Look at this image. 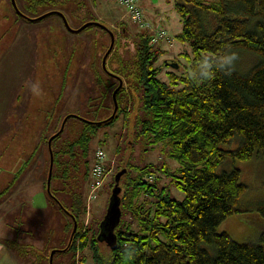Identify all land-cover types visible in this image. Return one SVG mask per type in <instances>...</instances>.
Returning a JSON list of instances; mask_svg holds the SVG:
<instances>
[{
	"label": "trees",
	"instance_id": "obj_1",
	"mask_svg": "<svg viewBox=\"0 0 264 264\" xmlns=\"http://www.w3.org/2000/svg\"><path fill=\"white\" fill-rule=\"evenodd\" d=\"M78 2L73 12L87 16L90 7L84 0ZM175 3L183 19V31L177 37L189 40L194 51L190 68L184 74L168 69L167 78L160 76L163 66L157 61L165 49L159 42H150L149 32L134 34L122 23V28L117 29L119 34L110 26L120 39L115 41L106 65L121 76L126 73L129 86L132 85L127 88L137 96L136 99L131 94L136 107L134 132L137 136L152 131L156 143L170 140L171 154L179 166L172 169L166 162L136 164L131 158L126 159L123 167L127 169L120 178L122 217L115 230L117 243L109 246V253L104 254L99 247L101 218L85 224L86 199L99 126L113 121L122 109L126 115L130 110L126 84L116 93L118 109L112 118L103 120L109 115L105 114L99 117L102 121L89 122L76 117L82 127L74 130L76 120L70 121L69 117L64 129L51 141L54 153L51 190L56 196L54 185L71 192L69 203L58 197L62 209H68L78 219L73 241L66 248L74 249L76 262L72 264H78V251H81L79 258L87 261L85 248L90 249L93 259L89 264H264L261 242L235 240L228 231L216 229L227 215L241 210L237 200L246 189L240 177L241 168L229 167L231 159L244 160L255 153L264 155V0H175ZM108 36L106 50L110 46V33ZM238 47L257 53L258 60L248 71L236 66L230 72L214 68L212 79L193 81L192 74L201 58L215 60ZM100 66L94 73L96 86L99 81L104 82L102 95L85 107V110L92 107L90 111L93 109L96 115L101 108L109 107L105 99L109 101L119 83L102 62ZM62 112L63 108L58 114V117L62 114L59 126L42 137L48 164L47 141L68 114ZM79 115L88 118L82 111ZM222 143L237 146L231 148ZM170 174L175 177L169 180L185 190L181 199L166 191L168 184L159 183L161 175ZM110 183L114 186L115 179ZM70 223L73 229L72 216ZM67 238L64 246L70 239ZM13 242L17 246V241Z\"/></svg>",
	"mask_w": 264,
	"mask_h": 264
},
{
	"label": "rangeland",
	"instance_id": "obj_2",
	"mask_svg": "<svg viewBox=\"0 0 264 264\" xmlns=\"http://www.w3.org/2000/svg\"><path fill=\"white\" fill-rule=\"evenodd\" d=\"M78 1L16 0V3L22 12L33 17L44 11L60 9L75 28L85 19H90L116 28L117 33V29L122 28L121 24L126 23L134 34L144 30L151 34L149 29L140 27L139 22L133 20L120 1L84 0L90 7L84 17L73 12L80 3ZM138 2L153 24L158 23L167 30L158 40L165 49L157 61L163 66L160 76L167 78L168 69L186 73L194 51L189 40L177 37L183 31V19L175 0ZM108 38V33L100 25L91 24L75 31L68 28L56 12L31 21L17 12L11 0H0V240L6 243L0 264H49L47 255L55 247H65L72 231L71 216L48 193L49 164L45 158L48 151L46 144L41 143L42 137L45 132L59 126L61 108L65 114L82 111L89 119L97 120L113 113V92L109 101L105 99L108 108L102 109L98 105L97 108H101L99 115L93 109L90 111L92 107L87 109L89 112L85 110L88 103L96 102V97H101L103 92L100 89L104 88V82L99 81L96 86L94 69L101 68ZM119 39L115 33V41ZM233 51L238 55L235 66L242 71H248L258 60L257 53L251 49L238 47ZM170 61L178 64L171 65ZM123 80L131 111L126 115V110L122 109L113 121L99 126L94 149L101 146L106 151L111 168L95 194L90 196L88 190L85 224L104 217L113 188L110 182L115 179L118 167L126 166V159L131 158L136 164L166 162L172 169L179 166V161L171 154L170 140L156 143L151 136L152 131L136 136L133 101L137 96L127 88L132 85L129 86L126 73H123ZM26 81H39L43 94L33 96L25 88ZM123 93L124 90L119 94L120 99ZM69 120H76L74 130L81 129L76 116ZM222 145L232 148L237 143ZM42 150L44 158L40 154ZM233 165L241 168V181L246 184L245 191L237 200L241 210L227 215L216 229L228 231L235 240L261 242L264 246V155L255 153L248 159H231L229 167ZM219 170H222L221 165ZM171 176L161 175L159 183L168 184L166 191L181 199L185 190L174 180H169ZM54 189L66 202L72 200L71 192L57 189L55 185ZM99 247L104 254L110 251L103 240L99 241ZM89 250L84 249L87 261L79 258L81 251H78V264L93 261ZM74 255V249L56 250L53 264H72L76 262Z\"/></svg>",
	"mask_w": 264,
	"mask_h": 264
},
{
	"label": "water",
	"instance_id": "obj_3",
	"mask_svg": "<svg viewBox=\"0 0 264 264\" xmlns=\"http://www.w3.org/2000/svg\"><path fill=\"white\" fill-rule=\"evenodd\" d=\"M12 4L15 6L17 12L21 15V16H25L27 17L29 20L31 21H34L36 19H41L43 17H45L46 15L48 14H51V13H58L62 16L63 18V21H64V24L67 25L68 28L72 29V30H81L85 27H88V25H91V24H96V25H100L102 26L103 28H105L108 33H110L111 35V39H110V46L108 47V49L106 50V52L103 54V59H102V65L104 66V68L107 70V72L109 74H112L114 76H116L118 79H119V83L116 85L114 91H113V97H114V101H115V105H114V110H113V113L108 116V117H105L103 118V120H106V119H109V118H112L114 116V114L116 113L117 109H118V99L116 97V93L117 91L122 87L123 85V76L117 74V73H114L113 71H110L108 69V66L106 65V61H107V57L109 56L108 54L110 53L111 49L114 47V43H115V33L113 32V29L108 26L106 23H103L102 21L100 20H90L88 19V21H85L84 23H82V25L78 26L77 28L73 27L69 21H68V17H67V14H65L62 10L60 9H55V10H48V11H44V13L42 14H39L37 16H31V15H28L26 14L25 12H22L19 8V6L17 5L16 3V0H11ZM171 65H177L178 62H169ZM71 115L73 116H76V117H79V118H82L84 120H87L89 122H99V121H102V120H97V119H89V118H86L85 116L83 115H79L78 113H68L66 114L63 119H62V123L60 125V128L58 130H56L54 133H52L50 135V137L48 138V146H49V153H50V166H49V170H48V178H47V183H46V186H47V190H48V193L50 196L54 197L56 199V201L59 203V205L62 206V203L60 201V199L58 198V196L55 195L54 192H52L51 190V179H52V171H53V162H54V153H53V147H52V139L57 136L58 134L61 133V131L64 129V126L66 124V120L71 117ZM126 169L127 167H121L120 169L117 170V173H116V176H115V185L113 186L112 190H111V195L109 197V201H108V206H107V209H106V212L104 213V217L100 220V223H99V226H100V230L98 232V235L97 237L99 238V241L100 240H103L107 243L108 246L110 247H113L116 245L117 243V238L118 236H116V228L118 226V223L120 222L121 220V217H122V207H121V184H120V178L121 176L126 172ZM63 207V206H62ZM66 208V207H65ZM67 211L69 212V214L73 217L74 219V224H73V230L69 236V241L68 243L66 244L65 247L63 248H60V247H55V249H53L51 251V254L49 255V264H53L54 260V255L56 253V250H66V248L69 247V245L72 243L73 241V236H74V233L77 229V224H78V219L76 216H74L72 213H70V211L67 209Z\"/></svg>",
	"mask_w": 264,
	"mask_h": 264
},
{
	"label": "built area",
	"instance_id": "obj_4",
	"mask_svg": "<svg viewBox=\"0 0 264 264\" xmlns=\"http://www.w3.org/2000/svg\"><path fill=\"white\" fill-rule=\"evenodd\" d=\"M124 4L126 11H128L133 20L139 22V26L145 27L151 31L150 34V42H157L160 38H162L167 30L161 25L153 24L150 19H148L145 15L144 10H142L141 5H139L138 0H117ZM110 170L108 161H107V153L103 150L102 147H98L95 149V158L94 164L91 169L92 179L89 184V194H95L96 189L100 188L104 183V180Z\"/></svg>",
	"mask_w": 264,
	"mask_h": 264
},
{
	"label": "clouds",
	"instance_id": "obj_5",
	"mask_svg": "<svg viewBox=\"0 0 264 264\" xmlns=\"http://www.w3.org/2000/svg\"><path fill=\"white\" fill-rule=\"evenodd\" d=\"M237 59V53L231 50L226 51L215 60L203 57L198 61L196 71L192 74V79L195 83L208 81L215 74L213 71L214 68L230 72L234 68ZM25 88L35 97H40L43 94L39 81H26Z\"/></svg>",
	"mask_w": 264,
	"mask_h": 264
},
{
	"label": "crops",
	"instance_id": "obj_6",
	"mask_svg": "<svg viewBox=\"0 0 264 264\" xmlns=\"http://www.w3.org/2000/svg\"><path fill=\"white\" fill-rule=\"evenodd\" d=\"M95 2V1H94ZM96 4V2H95ZM42 143V142H41ZM43 144V143H42ZM43 151V150H42ZM44 152H41V156L44 158V155H43ZM45 154V153H44ZM46 157V155H45ZM6 249V243L4 241H1L0 240V256L2 255L3 251ZM1 258V257H0Z\"/></svg>",
	"mask_w": 264,
	"mask_h": 264
},
{
	"label": "flooded vegetation",
	"instance_id": "obj_7",
	"mask_svg": "<svg viewBox=\"0 0 264 264\" xmlns=\"http://www.w3.org/2000/svg\"><path fill=\"white\" fill-rule=\"evenodd\" d=\"M108 55H110V54H108ZM109 57V56H108ZM108 57H107V59H108ZM106 63H107V61H106ZM115 73V72H114ZM114 105H115V101H114ZM112 114V113H111ZM107 117V116H106ZM100 120V119H99ZM73 230V229H72Z\"/></svg>",
	"mask_w": 264,
	"mask_h": 264
}]
</instances>
